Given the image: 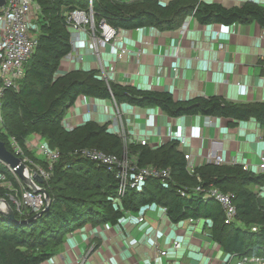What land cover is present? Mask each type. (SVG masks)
Masks as SVG:
<instances>
[{
	"label": "trees",
	"instance_id": "obj_1",
	"mask_svg": "<svg viewBox=\"0 0 264 264\" xmlns=\"http://www.w3.org/2000/svg\"><path fill=\"white\" fill-rule=\"evenodd\" d=\"M36 1L40 6L36 19L38 45L25 62V76L18 88L9 89L4 95V129L0 130V140L12 151L8 136L14 135L24 154L34 161L26 141L30 135L37 134L50 148L58 149L60 155L52 176L40 184L50 197L47 212L24 224L9 221L0 213V264H39L57 251L66 231L73 229V223L77 226L88 221L93 225L115 224L127 211H137L150 203L166 207V215L173 223L185 218L209 219L210 238L226 254L264 256V202L249 188V185L264 183V174L248 171L241 164L215 165L211 162L196 167L195 173L190 174L184 154L177 148V140L155 149L130 142L128 153L135 156L139 167L149 164L168 167L171 177L166 183L156 178L147 179L141 190L128 189L120 203H115L113 198L118 186L115 170L80 157L74 150L88 146L121 155L122 138L108 130L107 122L86 121L70 130L60 123L80 94L113 98L118 104L157 106L174 117L202 114L233 121L253 118L261 124H264V102L236 103L219 96L177 100L167 90H141L132 85L106 82L96 69L57 72L61 58L70 50L66 14L74 9L88 11L91 4L95 22L104 18L115 28L153 26L159 30H174L188 15L200 24L231 25L254 21L264 28V6L252 1L230 7L203 0H170L165 6L153 0L131 3L118 0ZM167 11L169 15H165ZM38 164L45 167L46 162L43 159ZM0 171L10 177L11 186L17 185L2 163ZM197 185L203 188L213 185L232 193L237 219L242 224L226 223L221 205L205 197L203 192H195L193 188ZM180 190H185L186 195H181ZM0 198L8 200L7 191L1 185ZM10 206L18 220L36 213L24 210L22 214L13 203Z\"/></svg>",
	"mask_w": 264,
	"mask_h": 264
},
{
	"label": "crops",
	"instance_id": "obj_2",
	"mask_svg": "<svg viewBox=\"0 0 264 264\" xmlns=\"http://www.w3.org/2000/svg\"><path fill=\"white\" fill-rule=\"evenodd\" d=\"M203 1L227 7L247 1L264 6V0ZM187 22L184 34L153 26L121 28L123 39L102 47L98 55L92 53V40L83 31L77 50L83 60L65 55L57 72L103 69L111 82L141 90H167L177 100L219 96L236 103L264 102V28L254 21L200 24L190 16ZM121 46L141 49L140 62H134L131 55L117 60L115 51ZM80 99L65 114L74 126L86 121L107 122L110 132L125 135L128 142L139 143L138 139L146 136L151 149L182 136L185 144L178 149L190 154L189 162L196 167L207 163V155H221L224 164H241L257 173L259 155L264 153V124L253 118L233 121L202 114L174 117L157 106L117 104L112 98L87 96L88 103ZM37 137L32 134L27 139L29 150L36 152ZM131 213H125L123 219L121 216L120 224L93 225L88 221L66 231L57 251L39 264H224L228 257L210 238L209 219L185 218L173 223L155 203ZM138 213L144 222L137 221ZM155 243L165 255H158Z\"/></svg>",
	"mask_w": 264,
	"mask_h": 264
},
{
	"label": "built area",
	"instance_id": "obj_3",
	"mask_svg": "<svg viewBox=\"0 0 264 264\" xmlns=\"http://www.w3.org/2000/svg\"><path fill=\"white\" fill-rule=\"evenodd\" d=\"M39 8L40 6L36 0H4V4L0 7V130L4 129V95L7 90L18 88L19 82L25 76V62L32 55L38 45V27L36 19ZM191 17L193 16L190 15V18ZM35 25L37 27L36 29H34ZM66 26L70 32V50L66 55L76 56L78 60H83V55L79 54L77 51L79 48L80 35L83 31L89 33L92 40V53L96 55H98L102 47L108 44L111 45L115 41H121L123 39L121 28L113 27L104 18L100 19L97 23L95 22L91 4L89 5L88 11L74 9L68 12L66 14ZM186 27L187 24L185 23L178 29L179 33L184 34ZM142 54L143 51L141 49L133 51L127 46H121L115 51V58L120 60L123 56L131 55L134 59L133 61L139 63ZM99 74L106 82H109L103 69ZM80 96L81 94L76 97L69 108L76 106L77 102L81 100ZM81 97L84 99L83 102L88 103L86 102L87 95L83 94ZM118 116H120V112L116 110L115 117ZM66 118L67 117L64 115L60 121L63 127L70 130L76 126ZM119 136L123 140V152L121 155L88 146L74 150V154H78L80 157L90 159L98 164H103L110 171L115 170L116 177L118 178L117 195L113 198L115 203H120L121 197L128 189L141 190L147 179L156 178L160 179L162 183H166V180L171 177V172L168 167H159L152 164L139 167L135 156H130L128 153L127 145L130 142L127 141L125 135L120 134ZM39 137L40 136L38 135L35 146L46 162L45 167L33 162L24 154L22 146L14 135L8 136V143L12 149L11 152L14 155L20 157L27 167L28 163L32 164L33 170L37 172L43 180H47L52 175L54 164L58 160L60 153L58 149L50 148L47 142ZM176 138L178 142L177 148L180 149L185 144V139L182 136H177ZM172 140L176 139H170L169 141ZM138 141L142 145L148 144L146 136L140 137ZM162 144L165 143H160L157 147ZM183 154L187 161V171L190 174H194L196 166L189 162L190 154ZM207 156V163L211 162L215 165H222L225 163V160L221 155ZM8 170L15 178V181L19 182L20 179L14 171L10 168H8ZM257 173L264 174V153L259 155ZM7 179L6 173L0 171V185L6 183ZM8 186L12 187L10 183ZM37 186L40 188V185ZM193 190L195 192H203L205 197L215 199L221 205L226 223L237 221L240 225L242 224V222L237 219V207L232 193L225 192L213 185H210L207 188L197 185ZM180 194L183 196L186 195L185 190H180ZM10 200L15 205V209L22 214L24 210H29L33 213L38 212L45 205L43 194L41 192H36L29 187L21 189L20 197L18 198L10 196ZM2 206L3 203L0 202V207ZM162 207L166 213V207ZM131 212L132 211H127L126 215H131ZM125 217L123 216L122 219ZM136 218L138 222H144V217L141 213H138ZM122 219L120 218L117 223L120 224L121 221H123ZM188 219L189 221H193V218ZM252 230L255 231L256 228L252 227ZM155 250L160 256L166 254V251L160 249L156 243ZM80 264H82V262ZM224 264H264V256L228 254Z\"/></svg>",
	"mask_w": 264,
	"mask_h": 264
},
{
	"label": "water",
	"instance_id": "obj_4",
	"mask_svg": "<svg viewBox=\"0 0 264 264\" xmlns=\"http://www.w3.org/2000/svg\"><path fill=\"white\" fill-rule=\"evenodd\" d=\"M4 4V0H0V7ZM0 163L5 165L7 168H10L14 173L19 177V179L27 184L29 188L36 192H41L45 199L44 207L36 212L32 217L25 220H18L15 218L14 210L10 206L7 200L0 198V202L3 203V206L0 207V213L7 218L9 221H12L16 224H24L33 221L34 219L42 216L43 213L47 212L50 208V197L47 190L42 187L43 179L35 171H30L27 165L21 160L20 157L14 155L10 150L7 149L5 143L0 140ZM37 185H40L38 188Z\"/></svg>",
	"mask_w": 264,
	"mask_h": 264
},
{
	"label": "rangeland",
	"instance_id": "obj_5",
	"mask_svg": "<svg viewBox=\"0 0 264 264\" xmlns=\"http://www.w3.org/2000/svg\"><path fill=\"white\" fill-rule=\"evenodd\" d=\"M118 1H120V2H123V3H131V2H133V1H139V0H118ZM163 0H153V2L154 3H158V4H164V6H165V4H167L170 0H166V1H163ZM126 6H128V4H125ZM229 7V6H228ZM170 13H169V11H167L166 13H165V15H169ZM188 16H190V15H188ZM188 24V22H187V16H186V18L180 23V25L176 28V30H178L180 27H182L184 24ZM37 27H36V25L34 26V29H36ZM33 29V31L35 32V30ZM163 90V89H162ZM81 96H83V94H81ZM3 114H4V111H3ZM66 114V113H65ZM29 138V137H28ZM39 138H41V137H39ZM41 139H43V138H41ZM43 141H45L44 139H43ZM36 148V152L34 151V150H31V153H33V155H34V157H35V163H37L38 164V162H40L41 160H43L44 158H43V156L38 152V150H37V147H35ZM32 160V159H31ZM33 161V160H32ZM33 161V162H34ZM40 165V164H39ZM150 165V164H149ZM223 165V164H222ZM28 169L32 172V171H34L33 170V165L32 164H30V165H28ZM11 176H12V174H11ZM52 176V175H51ZM50 176V177H51ZM13 177V176H12ZM8 179H7V182L6 183H2L1 184V186H3L5 189H6V191H7V194H8V203H10V205H11V203H13L11 200H10V196H13V198H18V197H20V193H21V189H23V188H27L28 186H27V184H25L24 182H22L21 180L19 181V182H17V181H15L16 183H17V185L16 186H12V187H9L8 186V184L10 183H12V180L10 179V177L8 176L7 177ZM12 179H14L15 180V178L13 177ZM264 182V181H263ZM264 186V183H259V184H255V185H249V188L253 191V193H255L256 195H258L259 197H260V201H262V203L264 202L263 200H264V192H262L261 191V188ZM257 196V197H258ZM263 199V200H262ZM26 211H29V210H26ZM72 226H73V228H76V227H78L75 223H73L72 224Z\"/></svg>",
	"mask_w": 264,
	"mask_h": 264
}]
</instances>
